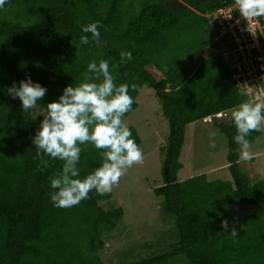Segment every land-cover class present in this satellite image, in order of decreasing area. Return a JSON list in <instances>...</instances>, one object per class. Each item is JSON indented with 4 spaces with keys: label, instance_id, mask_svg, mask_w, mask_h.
Listing matches in <instances>:
<instances>
[{
    "label": "trees",
    "instance_id": "16d2710c",
    "mask_svg": "<svg viewBox=\"0 0 264 264\" xmlns=\"http://www.w3.org/2000/svg\"><path fill=\"white\" fill-rule=\"evenodd\" d=\"M234 5L235 0H8L0 9V264H105L99 252L124 209L104 208L112 194L95 191L77 206L54 207L49 178L63 162L49 160L43 168L32 144L43 118L34 109L22 111L21 102L7 95L13 83L30 76L48 89L37 102L42 111L67 85L92 75L87 66L93 60H107L115 83L129 85L134 103L124 121L146 86L155 91L169 126L160 149L162 185L153 193L163 198L161 212L177 240L166 251L125 264H264V180L252 183L241 169L231 118L217 122L248 99L223 55L232 48L229 38L213 42L210 15ZM93 22L100 25L99 44L89 33V44L81 45L82 26ZM126 51L131 61L121 59ZM209 118L227 138L232 180L210 181L201 174L179 181L186 128ZM129 129L140 146L137 130ZM261 134L247 139L251 144ZM81 148L83 179L100 166L101 156L90 144ZM238 204L256 210L248 227L233 236L221 222L229 224V207Z\"/></svg>",
    "mask_w": 264,
    "mask_h": 264
},
{
    "label": "clouds",
    "instance_id": "9594fccd",
    "mask_svg": "<svg viewBox=\"0 0 264 264\" xmlns=\"http://www.w3.org/2000/svg\"><path fill=\"white\" fill-rule=\"evenodd\" d=\"M8 0H0L3 9ZM239 15L245 20L264 16V0H235ZM100 25L96 22L82 26L85 35L79 37L81 45L89 44V36L99 44ZM214 42V41H213ZM215 43V42H214ZM121 59L131 61V52H121ZM84 82L78 86L67 85L58 99L47 103L42 110L43 117L32 139L36 155L43 168L49 160L63 162L62 169L49 178L50 199L54 207L71 208L89 199V193L98 195L110 193L126 170L143 162V152L132 138V132L123 117L131 111L134 99L129 95V85L115 83L109 62L91 61L87 66ZM234 78V76H233ZM90 81H99L90 82ZM239 88L249 99L262 96L264 85ZM138 90L137 85L131 86ZM48 94V89L29 76L7 89V95L21 102L22 111L29 112L37 107ZM231 121L236 129L233 142L240 146V158L250 160V142L247 137L261 130L264 124V103L243 102L229 109ZM210 119V118H209ZM206 119L204 121H208ZM90 144L100 152L101 164L80 179L81 145ZM215 147V145H213ZM44 157H48L45 160ZM43 168L39 170L43 171ZM192 178V177H191ZM221 227L228 231L227 220ZM235 230L231 235L235 236Z\"/></svg>",
    "mask_w": 264,
    "mask_h": 264
},
{
    "label": "rangeland",
    "instance_id": "374dc122",
    "mask_svg": "<svg viewBox=\"0 0 264 264\" xmlns=\"http://www.w3.org/2000/svg\"><path fill=\"white\" fill-rule=\"evenodd\" d=\"M226 13L229 14V11ZM236 22L237 20L235 24ZM225 25L227 24H223ZM240 28L244 29L241 26ZM221 31L225 30L220 29V33ZM212 33L215 38L218 31L212 29ZM251 35H254L253 31ZM260 45L256 42L247 47V50L257 49ZM232 57L234 58L227 62L231 70H234L238 62L235 56ZM154 71L157 73L156 70ZM248 101L254 104L264 103V89L262 96H258L255 100L248 98L246 102ZM136 103L137 109L124 123L127 127L135 128L141 138L142 143L139 147L143 152V162L127 169L110 192L112 199L102 203L106 209L112 206L124 209V215L111 233L106 248L99 252L105 264L137 261L140 257L146 258L166 251L167 246L177 240L173 225L168 223V219L161 212L163 198L153 193L155 187L162 185L163 154L160 149L168 142V122L163 116L161 103L154 90L143 87ZM34 114L43 118L41 116L43 111L38 107L34 109ZM229 119L230 112L217 116L218 123H226ZM215 123L216 121L210 118L208 121H199L187 126L186 141L180 157L183 168L177 177L179 181L201 174H206L210 181L232 180L226 166L227 138ZM261 131L262 134L250 144L249 151L252 153V158L247 161L241 158L239 160L241 169L249 175L252 183L264 180V124L261 125ZM255 210V206L231 205L229 231L247 228L248 217Z\"/></svg>",
    "mask_w": 264,
    "mask_h": 264
},
{
    "label": "built area",
    "instance_id": "2783aa9c",
    "mask_svg": "<svg viewBox=\"0 0 264 264\" xmlns=\"http://www.w3.org/2000/svg\"><path fill=\"white\" fill-rule=\"evenodd\" d=\"M229 11V14L226 13ZM237 12V14H236ZM212 29L218 31L214 42L229 38L232 48L223 52L227 61L237 59L238 65L234 69V79L240 88L250 89L252 86L264 85V16L245 20L239 15L236 5L219 10L210 15ZM237 20L236 24L235 21ZM232 23V25L230 24ZM223 24H227L223 26ZM243 27L244 29L240 28ZM225 30V31H221ZM254 35H251V32ZM232 36V39L230 38ZM256 42L261 45L257 49L247 50V47Z\"/></svg>",
    "mask_w": 264,
    "mask_h": 264
},
{
    "label": "crops",
    "instance_id": "0c3cea01",
    "mask_svg": "<svg viewBox=\"0 0 264 264\" xmlns=\"http://www.w3.org/2000/svg\"><path fill=\"white\" fill-rule=\"evenodd\" d=\"M190 178H191V176H190Z\"/></svg>",
    "mask_w": 264,
    "mask_h": 264
}]
</instances>
